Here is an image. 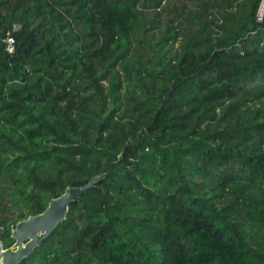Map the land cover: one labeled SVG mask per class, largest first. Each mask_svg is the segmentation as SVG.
Listing matches in <instances>:
<instances>
[{"label":"trees","instance_id":"16d2710c","mask_svg":"<svg viewBox=\"0 0 264 264\" xmlns=\"http://www.w3.org/2000/svg\"><path fill=\"white\" fill-rule=\"evenodd\" d=\"M262 2L0 0L4 247L113 164L20 264H264Z\"/></svg>","mask_w":264,"mask_h":264},{"label":"water","instance_id":"95a60500","mask_svg":"<svg viewBox=\"0 0 264 264\" xmlns=\"http://www.w3.org/2000/svg\"><path fill=\"white\" fill-rule=\"evenodd\" d=\"M262 6L264 8V0ZM112 166L113 164H110L104 174L91 178L82 187H67L60 197L49 201L43 213L35 216L29 215L27 219L12 226L10 238L14 244L10 248H4L1 240L4 229L0 228V264H20L27 259L35 248L39 247L56 227L66 220V214L72 204L80 205L83 194L93 188H101V185H97L108 175Z\"/></svg>","mask_w":264,"mask_h":264},{"label":"built area","instance_id":"2783aa9c","mask_svg":"<svg viewBox=\"0 0 264 264\" xmlns=\"http://www.w3.org/2000/svg\"><path fill=\"white\" fill-rule=\"evenodd\" d=\"M263 4V2H262ZM263 6L261 5L258 9L257 12L255 14V21L256 23H261L262 19H263V15H264V10H263ZM14 39L7 35L4 39H0V46L3 45L4 46V50L8 53L11 54L14 52L15 49V43L13 41Z\"/></svg>","mask_w":264,"mask_h":264},{"label":"flooded vegetation","instance_id":"af4514ba","mask_svg":"<svg viewBox=\"0 0 264 264\" xmlns=\"http://www.w3.org/2000/svg\"><path fill=\"white\" fill-rule=\"evenodd\" d=\"M13 244H14V242L12 243V245H13ZM12 245H11V246H12ZM11 246H10V247H11ZM10 247H8V248H10ZM4 248H5V247H4ZM5 249H7V248H5Z\"/></svg>","mask_w":264,"mask_h":264},{"label":"rangeland","instance_id":"374dc122","mask_svg":"<svg viewBox=\"0 0 264 264\" xmlns=\"http://www.w3.org/2000/svg\"><path fill=\"white\" fill-rule=\"evenodd\" d=\"M260 6H261V3H260Z\"/></svg>","mask_w":264,"mask_h":264}]
</instances>
